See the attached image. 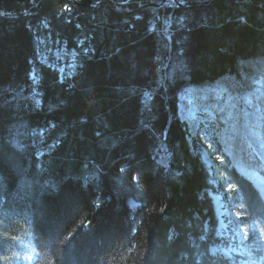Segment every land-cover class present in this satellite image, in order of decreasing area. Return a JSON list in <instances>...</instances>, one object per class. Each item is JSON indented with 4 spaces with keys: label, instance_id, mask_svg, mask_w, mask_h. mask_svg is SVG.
I'll return each mask as SVG.
<instances>
[{
    "label": "trees",
    "instance_id": "16d2710c",
    "mask_svg": "<svg viewBox=\"0 0 264 264\" xmlns=\"http://www.w3.org/2000/svg\"><path fill=\"white\" fill-rule=\"evenodd\" d=\"M149 1L0 0V264L237 262L211 250L228 236L179 104L192 85L254 86L264 0ZM54 45L76 51L70 73L42 59ZM220 166L264 235L260 189Z\"/></svg>",
    "mask_w": 264,
    "mask_h": 264
},
{
    "label": "rangeland",
    "instance_id": "374dc122",
    "mask_svg": "<svg viewBox=\"0 0 264 264\" xmlns=\"http://www.w3.org/2000/svg\"><path fill=\"white\" fill-rule=\"evenodd\" d=\"M40 41L46 43L44 39ZM51 53L55 57L49 61L62 72L70 73L74 69L75 50L69 51L65 45L50 46L42 52V59L48 60ZM250 82L254 86L246 90L224 82L192 85L182 93L179 104L180 117L186 121L191 133L193 150L212 175L209 194L218 218V235L228 236L225 245L213 246L211 250L229 258L237 256L236 264H264V252L262 257L259 254L264 235L256 224L244 226V218L232 207L236 203L231 197L226 200L228 203L225 201L224 195L228 192L224 191L229 188V182L220 166L236 167L253 181L264 197V70L251 76ZM167 156L162 147L157 161L167 165ZM258 158L263 160L261 164H258ZM206 160L211 161V168ZM213 196L220 197L223 207H216ZM31 261L24 264H31Z\"/></svg>",
    "mask_w": 264,
    "mask_h": 264
},
{
    "label": "bare ground",
    "instance_id": "6f19581e",
    "mask_svg": "<svg viewBox=\"0 0 264 264\" xmlns=\"http://www.w3.org/2000/svg\"><path fill=\"white\" fill-rule=\"evenodd\" d=\"M252 121H253L254 123L256 122V121H254V120H252ZM160 161H161V162H165L164 159H160ZM206 162L209 164L208 166L211 168V161H207V160H206ZM213 200H214V202H215V204H216V207H217V206H219V207L222 206V207H223L222 200L220 199V197H217V198H216V197L213 196Z\"/></svg>",
    "mask_w": 264,
    "mask_h": 264
},
{
    "label": "water",
    "instance_id": "95a60500",
    "mask_svg": "<svg viewBox=\"0 0 264 264\" xmlns=\"http://www.w3.org/2000/svg\"><path fill=\"white\" fill-rule=\"evenodd\" d=\"M166 0H161V2L160 3H149V5H156V6H159V5H161L162 3H164ZM174 2H179L178 0H173ZM181 5H183V6H187V5H185V4H183V3H181ZM197 6H202V5H197Z\"/></svg>",
    "mask_w": 264,
    "mask_h": 264
}]
</instances>
